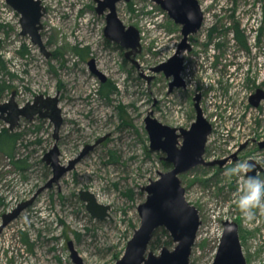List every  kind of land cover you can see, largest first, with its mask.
Here are the masks:
<instances>
[{
  "label": "rangeland",
  "instance_id": "374dc122",
  "mask_svg": "<svg viewBox=\"0 0 264 264\" xmlns=\"http://www.w3.org/2000/svg\"><path fill=\"white\" fill-rule=\"evenodd\" d=\"M198 2L203 22L190 41L193 53L185 55L181 73L190 85L169 92V78L153 68L173 54L181 26L153 1L120 0L116 5L122 23L140 33L136 66L124 56V48L105 37L106 19L96 12L95 0H41L40 33L49 57L20 34L19 13L0 0V102L9 101L12 93L20 107L37 95L56 96L62 115L56 139L48 117H22L13 130L0 118V132L18 134L11 151L0 150V220L19 201L37 196L0 233V264H75L68 241L83 264L116 263L140 225L137 207L146 199L142 187L171 167L162 159L165 153L150 150L144 122L150 111L164 124L187 128L196 115L191 97L199 90L204 113L217 116L207 152L221 155L237 141L264 138V102L260 109H250L238 101V92L245 89L235 90L246 80L253 86L264 82V36L253 38L256 28L264 29V0ZM236 29L242 41L234 38ZM92 59L104 82L91 71ZM231 136L237 140L233 144ZM54 144L65 166L85 145H95L58 184L37 194L52 175L43 157ZM257 149L255 144L245 148L244 157ZM258 155L264 161V150ZM229 166L218 171L217 166L198 165L179 175L201 222L190 264H211L223 219L238 223L247 264H264V214L256 210L263 228L248 230L257 218L245 222L237 206L240 181L227 174ZM82 191L110 206L105 217L92 216L80 198ZM157 236L161 246L149 250L174 247L172 240L163 243L164 234Z\"/></svg>",
  "mask_w": 264,
  "mask_h": 264
},
{
  "label": "water",
  "instance_id": "95a60500",
  "mask_svg": "<svg viewBox=\"0 0 264 264\" xmlns=\"http://www.w3.org/2000/svg\"><path fill=\"white\" fill-rule=\"evenodd\" d=\"M95 10L98 14L106 12V26L104 35L108 40L118 43L125 49V56L137 64L134 59L136 53L140 52V33L132 25L125 26L119 19L116 4L120 0H95ZM127 1V0H125ZM168 15L178 24H181L182 39L176 51L153 68L154 71H163L165 76L172 77L170 87L180 85L182 78L180 73L183 69L184 50L188 47L187 36L195 33L202 25L203 12L198 0H154ZM5 2L19 13L20 34L28 36L32 43L36 44L40 51L49 57L51 52L46 48L42 40L40 30L42 28L41 18L45 8L41 0H5ZM91 71L99 76L101 81L106 78L94 64L89 61ZM12 93L9 101L0 102V118L9 123L13 129L21 116L32 120L34 116L48 117L54 124L53 137L56 139L62 124L61 109L58 106V97L42 98L35 96L32 103L18 106L14 101ZM263 94L258 96V99ZM196 117L189 128H176L164 124L148 112L144 118L145 128L149 136V147L151 151L165 153L162 159L172 165L167 171H159L156 179L142 187L146 192V199L137 207L140 216V225L135 229L128 240L123 255L115 264H190L192 246L195 242L200 219L196 207L185 198V189L181 184L179 174L199 164L213 166L222 165L225 159L217 161H205L203 158L204 148L208 134L211 132V124L203 116L202 109L195 103ZM43 109H45L43 111ZM178 131V132H177ZM182 138L181 144L178 139ZM100 140H97L98 143ZM95 143V144H96ZM95 144H87L80 154L69 161L68 165L60 164L59 149L57 144L45 153L43 160L52 168V175L46 183L39 188L37 194L45 188L58 184L60 178L74 167V164L91 150ZM179 144V145H178ZM264 146V142L261 143ZM254 162L253 160L249 161ZM257 164L248 176H254ZM255 177V176H254ZM35 196L25 202L18 204L11 212L3 214V222L0 232L21 211H23ZM80 198L86 202V208L97 218L106 216L109 205L99 204L94 195L88 191L80 192ZM233 226V230H226L227 226ZM163 227L175 243L172 249L163 246L158 253L149 250V242L155 229ZM71 258L75 264H83L71 241H68ZM211 264H247L242 252V246L238 234V224L229 219L222 220V233Z\"/></svg>",
  "mask_w": 264,
  "mask_h": 264
},
{
  "label": "flooded vegetation",
  "instance_id": "af4514ba",
  "mask_svg": "<svg viewBox=\"0 0 264 264\" xmlns=\"http://www.w3.org/2000/svg\"><path fill=\"white\" fill-rule=\"evenodd\" d=\"M151 1H153L155 4H157V5H159L157 2H155L154 0H151ZM117 5V4H116ZM160 6V5H159ZM161 8V7H160ZM102 14H104V16L106 15V12H104V13H102ZM102 14H100V15H102ZM169 16V15H168ZM170 17V16H169ZM171 18V17H170ZM173 21H174V19L173 18H171ZM174 23H176L175 21H174ZM260 23H262V21L260 22ZM176 24H178V23H176ZM178 25H180L181 26V24H178ZM200 29V28H199ZM198 29V30H199ZM197 30V31H198ZM196 31V32H197ZM180 32H181V27H180ZM195 32V33H196ZM195 33H191V34H189L188 36H187V40H186V42H187V44H188V47L184 50V54H183V56H184V60H183V69H182V71L185 69V65H186V62H185V55L187 54V53H193V44H191L190 43V41L191 40H193V36L195 35ZM264 36V29H263V27H260V28H256L255 29V31H254V33H253V38H256V39H260L261 37H263ZM234 38L235 39H237V37H236V33L234 32ZM181 39H182V32H181ZM181 39H180V41H181ZM179 41V42H180ZM179 44V43H178ZM178 44H177V47H178ZM177 47H176V49H177ZM176 49H175V51H176ZM174 51V52H175ZM173 52V53H174ZM137 54V53H136ZM124 56H125V51H124ZM126 57V56H125ZM131 55H130V57H129V59L131 60ZM135 57V56H134ZM170 57V56H169ZM168 57V58H169ZM127 58V57H126ZM167 60V59H166ZM165 60V61H166ZM132 61V60H131ZM136 61V60H135ZM133 62V61H132ZM137 62V61H136ZM134 63V62H133ZM135 64V63H134ZM136 66H138V64H135ZM240 66H242V64L240 63L239 64ZM95 67H96V65H95ZM242 68H243V66H242ZM241 67H240V69H239V77H241V74H240V70L242 69ZM182 71H181V73H182ZM163 72V71H162ZM164 73V72H163ZM181 73H180V76H181ZM165 74V73H164ZM238 74V73H237ZM169 78V81H168V91L169 92H173V91H176V90H179V89H183V90H185V89H187V88H189V85H190V83L188 82V81H186V80H184V78H182V83L180 84V85H173V86H171L170 87V83L173 81V78L172 77H168ZM235 87V86H234ZM240 89H245L243 92H238V94H237V96L239 97V99H238V101H239V103H246V106L248 107V105H250V107H248V108H250V109H252V107L253 108H255V109H260L261 108V105H263V102H264V82H262V83H260V82H258L257 84H256V86H253L252 85V82L251 81H249V80H246V82L244 83V86H242V85H238V88H236L235 90L236 91H239ZM236 91H235V93H236ZM243 93H244V95H243ZM261 94H263V97H260V99H258V96L259 95H261ZM203 98H204V96H203V93L201 92V91H199V90H195L194 91V93H193V96L191 97V100H192V105H193V107H194V110H195V113H196V107H195V103L196 102H198V105L200 106V108L202 109V114H203V116L209 121V123L211 124V132L208 134V136H207V140H206V144H205V148H204V153H203V158H204V160L205 161H217V160H222V159H225V161H224V163L222 164V165H219V164H214L213 166H206V165H203V166H205V167H215V166H217L218 168H217V170L219 171L222 167H226L227 165H230L231 167H233V166H235L236 164H238V163H243V162H245V161H250V160H253L254 162H252V163H254V164H257V168H256V171H255V173H254V176L255 177H257L258 179H260V180H264V161L263 160H261L260 159V157H259V153L261 152V151H263L264 150V146H261V143H263L264 142V138L263 139H257V138H253V137H249L248 139H245L243 142H239V141H237L236 140V138L234 137V136H231V137H229L228 138V142L230 143V144H233V142H235V141H237L238 142V145L236 146V147H234L233 149H229V150H223V152H220V154L221 155H219V154H217L216 156L213 154V152L214 151H208L207 152V150H206V145H207V142H208V138H209V136L213 133V129H214V125L212 124V122H214L215 121V118H214V116H215V114H213V112H210L211 113V117L210 118H208V115L206 114V113H204V101H203ZM242 105V104H241ZM45 109H43V111H44ZM23 116H21L20 117V119L18 120V123H17V125L19 124V122H20V120H21V118H22ZM195 117H196V115H195ZM215 117H217V116H215ZM33 120V119H32ZM194 120H195V118H194ZM193 120V121H194ZM192 121V122H193ZM191 122V123H192ZM16 125V126H17ZM191 125V124H190ZM190 125L187 127V128H189L190 127ZM15 126V127H16ZM170 126V125H169ZM14 127V128H15ZM172 127H174V126H172ZM180 127H182V126H180ZM8 128H9V123H8ZM13 128V129H14ZM176 128H179V127H176ZM182 128H184V127H182ZM186 128V127H185ZM10 129V128H9ZM8 129V130H9ZM13 129H10V130H13ZM258 131V130H257ZM178 132V131H177ZM182 142V138H179L178 139V142H179V144H181V142ZM178 144V145H179ZM256 145V147L258 148L257 150H254L252 153H250V155L249 156H245L244 157V153H243V150L245 149V148H247V147H249L250 145ZM209 155H208V154ZM206 154H207V156H206ZM168 164H170L169 162H167ZM250 163V162H249ZM233 164V165H232ZM199 165H202V164H199ZM170 168H172V165L170 164ZM198 166V165H197ZM229 166V167H230ZM194 167H196V166H194ZM193 168V167H192ZM191 169V168H190ZM189 169V170H190ZM188 171V170H187ZM186 172V171H185ZM182 173H184V172H182ZM182 173H180V174H182ZM179 174V175H180ZM248 174V173H247ZM185 189V188H184ZM36 197L37 196H35L34 197V199L32 200V202H31V204H29L28 206H30V205H32L34 202H35V199H36ZM28 199H30V198H28ZM28 199H25V200H21V201H19L18 203H16L15 204V206H13V207H11L10 209H8L7 210V212H11L16 206H18V204H20V203H22V202H25V201H27ZM27 206V207H28ZM26 207V208H27ZM25 208V209H26ZM24 209V210H25ZM6 213V212H5ZM22 213V211L20 212V214ZM4 214V213H3ZM3 214L1 215V220H0V225L2 224V222H3ZM19 214V215H20ZM19 215L17 216V217H19ZM16 217V218H17ZM255 218H257V221H256V224H255V226H252L251 225V227H249L248 228V230H255V229H257V230H261L262 228H263V224H262V222H260V216L259 215H257ZM231 220V219H230ZM13 221V220H12ZM11 221V222H12ZM232 221H234V220H232ZM11 222H9L8 224H10ZM237 223V222H236ZM7 224V225H8ZM238 224V223H237ZM6 225V226H7ZM5 226V227H6ZM4 227V228H5ZM3 228V229H4ZM261 228V229H260ZM2 229V230H3ZM238 230H239V226H238ZM2 232V231H1ZM0 232V233H1ZM149 248V247H148Z\"/></svg>",
  "mask_w": 264,
  "mask_h": 264
},
{
  "label": "clouds",
  "instance_id": "9594fccd",
  "mask_svg": "<svg viewBox=\"0 0 264 264\" xmlns=\"http://www.w3.org/2000/svg\"><path fill=\"white\" fill-rule=\"evenodd\" d=\"M254 168V163L245 161L227 170L229 176H236L240 181V192L242 194L237 201V206L245 222H251L255 218L256 210L264 214V180L247 175ZM226 230H233V226L228 225Z\"/></svg>",
  "mask_w": 264,
  "mask_h": 264
},
{
  "label": "trees",
  "instance_id": "16d2710c",
  "mask_svg": "<svg viewBox=\"0 0 264 264\" xmlns=\"http://www.w3.org/2000/svg\"><path fill=\"white\" fill-rule=\"evenodd\" d=\"M236 37L238 41H242V36L240 35V32L236 29ZM4 89L3 86H0V91ZM18 137V134H13L12 132H9L8 129H3L2 132H0V150L6 151L7 153L13 149L14 143ZM157 233H162L165 236V239L163 240L164 244H171V239L169 237V234L167 231L163 228H157L153 232L152 238L149 242V248H155L158 246H161V239L158 238Z\"/></svg>",
  "mask_w": 264,
  "mask_h": 264
},
{
  "label": "built area",
  "instance_id": "2783aa9c",
  "mask_svg": "<svg viewBox=\"0 0 264 264\" xmlns=\"http://www.w3.org/2000/svg\"><path fill=\"white\" fill-rule=\"evenodd\" d=\"M219 230H220V229H219ZM220 235H221V230H220L219 233H217V239H216L217 242H218V240H219V238H220Z\"/></svg>",
  "mask_w": 264,
  "mask_h": 264
},
{
  "label": "bare ground",
  "instance_id": "6f19581e",
  "mask_svg": "<svg viewBox=\"0 0 264 264\" xmlns=\"http://www.w3.org/2000/svg\"><path fill=\"white\" fill-rule=\"evenodd\" d=\"M94 195V194H93ZM94 197H95V195H94ZM95 199H96V197H95ZM216 252V251H215Z\"/></svg>",
  "mask_w": 264,
  "mask_h": 264
}]
</instances>
